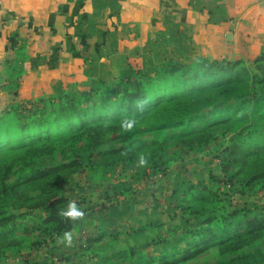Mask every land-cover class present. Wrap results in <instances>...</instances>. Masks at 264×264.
I'll return each instance as SVG.
<instances>
[{"label":"trees","instance_id":"1","mask_svg":"<svg viewBox=\"0 0 264 264\" xmlns=\"http://www.w3.org/2000/svg\"><path fill=\"white\" fill-rule=\"evenodd\" d=\"M187 64L169 61L153 73L136 74L134 80L101 83L78 96L14 105L0 116V123L12 115L14 119L0 125V156L16 150L29 154L21 157L23 164L16 160L22 165L19 173L14 161L6 171L0 170V259L7 253L20 252L26 245L15 239L24 223L30 227L23 229L27 236L33 231L56 238L77 229L78 221L62 217L60 212L66 210L69 202L64 188L80 170L100 172L104 181L117 168L125 170L144 156L145 172L168 175L166 161L179 145L205 148L222 131L232 133L222 154L227 161L223 169L229 174L237 169V164L247 166L238 171L244 177L239 182L236 173L224 181L216 179L217 189L210 188L204 180L196 184L188 180L191 184L183 188L179 176L173 178L176 188L166 213L171 219H176L180 210L184 215L178 230L175 225L170 228L176 244L160 234L144 248L152 247L153 258L159 264H187L216 249L232 254L228 258L230 264H264V249L260 247L264 209L248 205L235 208L233 204L234 195L243 193L241 186L248 188L264 182V50L255 60L261 78L251 76L240 61ZM240 88L245 91L236 93ZM140 101H147L142 109L137 107ZM164 108L181 117L130 132L120 128L122 117L141 123ZM200 119V125L193 126ZM185 125L187 128L178 134H160ZM145 133L154 136L142 138ZM251 165L252 171L248 170ZM14 173L17 176L11 178ZM179 188L183 189L182 196L190 198L189 206L181 207L176 201ZM215 205L220 206V214L213 210ZM38 211L40 220H31ZM254 211V216L248 218ZM99 222L101 232L90 238L89 244L101 242L108 227L115 228L117 224L113 218L100 217ZM114 231L118 235L116 228ZM131 231L140 232L141 228ZM137 248L133 247L135 251ZM118 254L124 257L125 249L118 248L114 255Z\"/></svg>","mask_w":264,"mask_h":264},{"label":"crops","instance_id":"2","mask_svg":"<svg viewBox=\"0 0 264 264\" xmlns=\"http://www.w3.org/2000/svg\"><path fill=\"white\" fill-rule=\"evenodd\" d=\"M263 50L264 0H0V116L169 61Z\"/></svg>","mask_w":264,"mask_h":264},{"label":"rangeland","instance_id":"3","mask_svg":"<svg viewBox=\"0 0 264 264\" xmlns=\"http://www.w3.org/2000/svg\"><path fill=\"white\" fill-rule=\"evenodd\" d=\"M261 53L254 56L243 55L235 59L210 60L204 56H197L194 63H211L216 60L240 61L242 66L248 67L251 76L256 75L261 78L260 67L257 68L255 64V60L261 56ZM178 62L188 65L181 60ZM236 91V93H243L245 90L244 88H240ZM47 105L49 106V103ZM12 116L4 118L0 125L12 122L14 120ZM179 116L181 117V115L172 113L167 108H164L156 116L149 117L145 122H136L133 129L137 127H149L156 122H167L174 118H179ZM201 121V119L196 120L193 122V126H199ZM184 128H187L186 125L180 127L178 130L171 129L160 134L168 136L174 133L178 134V132H181L179 130ZM231 134L229 132L227 134H224L222 131L218 132L216 138L205 148L196 147L195 145H179L180 147L175 150V154L166 161L168 175L160 172L149 174L145 172L144 166H140L138 162L131 164L125 170L117 168L104 181L101 180L102 173L100 172L89 173L88 170H80L75 175L73 182L65 186L63 192L69 198V201H76L85 212V218L77 222V229L75 228L71 231L73 233L72 245L66 246L64 243H57L59 237L53 238L41 233H32L33 231L27 236V230L23 231V229L26 227V229L29 228L28 230H30V227L29 224L24 223L25 225L15 233V239L22 240L26 245L20 252L15 251L19 254L14 252L13 254L7 253L5 258L0 259V264H159L153 258L155 253H153L152 247L146 249L144 246L151 239L159 237L160 234L168 237L169 241L173 243L170 228L173 225L177 228L176 230L180 228L182 223L180 218L184 216L182 211H177L179 216L176 219H171L166 213V206L170 202V199L173 201L171 195L176 188L175 183L172 182L173 178L179 176L180 179L178 181L182 182L183 188L191 184L188 180H191L194 184L198 183L199 180H204L210 185V188L217 189L216 179L224 181L235 173L238 182L244 177V173H239L238 171L246 170L247 166L243 167L241 164H237L235 167L237 169L235 171L232 169L233 172L229 174H226L223 169L227 161L223 160L222 154L230 143ZM149 136L152 137L154 134L145 133L142 135V138H148ZM107 146L110 147L111 145ZM23 155L28 156L29 154L26 151L16 150L12 154L1 155L0 170L6 171L7 165L12 164L14 161L18 164L16 169H18L19 173L22 166L19 163L23 164V160L21 159ZM256 167V165L253 166V168ZM248 170L252 171V165ZM16 176L17 173H14L11 178H15ZM263 184L264 182L255 183L248 188L241 186L240 188L243 193H241V196L239 193L234 195V207L242 208L248 205L264 209ZM221 185L226 190H229V187L224 185V183ZM102 187H104L101 193L102 196L99 197L98 191ZM90 188L93 191H89ZM182 190L179 188L176 191L178 196L176 201L180 202L181 207H186L190 205V198L182 196ZM231 194H234V191L231 190ZM134 199L139 202L136 203ZM214 200L216 201V198ZM217 206L215 205L213 210L220 214V206L218 208ZM254 214L255 211L250 212L247 217L251 218ZM100 217L116 219L117 224L115 228L118 230V235L114 231V226H110L104 233L101 242L89 244L88 240L95 235L98 236L101 232L98 230ZM33 219L40 220L39 211L31 216V220ZM168 223L171 224L167 225ZM137 228H141V231L135 233L131 231ZM261 242L260 247L264 249V238ZM173 244H176V242ZM133 247L138 248L135 251ZM118 248L125 249L126 255L124 257H119V254L114 255V252ZM133 251H135L134 256L131 254ZM149 252L152 254L151 257L148 256ZM230 255L232 254L216 249L198 260L187 264H230L228 262V258L231 257Z\"/></svg>","mask_w":264,"mask_h":264},{"label":"clouds","instance_id":"4","mask_svg":"<svg viewBox=\"0 0 264 264\" xmlns=\"http://www.w3.org/2000/svg\"><path fill=\"white\" fill-rule=\"evenodd\" d=\"M147 101H140L137 105L139 108H143L144 104ZM136 124V120L132 117H122L120 120V128L124 132H130ZM147 163V160L144 156L139 158V165L143 166ZM60 216L71 220V221H80L85 218V212L77 204L76 201H69L66 207V210L60 212ZM73 242V233L71 231L64 232L61 237L57 239V243H64L66 246H71Z\"/></svg>","mask_w":264,"mask_h":264}]
</instances>
